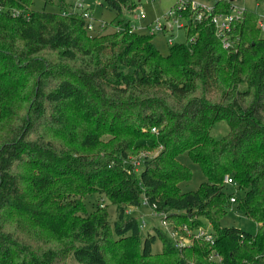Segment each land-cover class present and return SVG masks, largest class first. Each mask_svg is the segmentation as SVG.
<instances>
[{
    "label": "trees",
    "instance_id": "trees-1",
    "mask_svg": "<svg viewBox=\"0 0 264 264\" xmlns=\"http://www.w3.org/2000/svg\"><path fill=\"white\" fill-rule=\"evenodd\" d=\"M42 1L32 11L33 0H0V264H214L212 250L222 264L256 261L264 247L258 14L242 11L224 49L211 16L228 14L231 1H215L200 20L201 9L179 3L172 19L186 43L161 55L153 24L143 35L124 18L136 7L130 0H102L115 19L94 34L75 3ZM54 2L59 10L46 11ZM218 121L229 131L214 140ZM152 148L155 155L144 154ZM184 152L206 179L186 193L179 184L192 172L177 159ZM225 176L243 192L235 204L256 233L221 227L234 197ZM89 195L98 196L91 212ZM101 197L115 206L113 221ZM143 201L176 226L206 221L214 245L176 249L159 228L142 237L126 211Z\"/></svg>",
    "mask_w": 264,
    "mask_h": 264
},
{
    "label": "rangeland",
    "instance_id": "rangeland-1",
    "mask_svg": "<svg viewBox=\"0 0 264 264\" xmlns=\"http://www.w3.org/2000/svg\"><path fill=\"white\" fill-rule=\"evenodd\" d=\"M136 7L131 12H125L124 18L129 20L130 24L136 29L139 34L149 35L148 27L149 25L155 26L158 25H169L173 28L168 31H156L152 38V43L154 47L158 50L161 55H167L169 51V46L172 44H184L186 43L185 32L179 30L176 27L173 19L168 20L165 18L166 15L175 9L180 7L179 3L184 6V9L190 7L191 3L198 7H210L217 0H130ZM231 1V6L236 9L248 10L255 12L256 14L263 16L264 15V0H227ZM64 2H69L72 5L75 3V6L79 3L84 6V8L90 9V16L88 22L93 23L95 28L99 24L110 25L115 19V13L110 11L105 3L102 0H64ZM178 4V5H177ZM177 5V6H176ZM60 8L59 2H54L52 5H47L45 7L46 11L55 12ZM44 9V3L42 0H33L31 10H42ZM183 23L184 20L179 19ZM166 28H169L166 26ZM115 30H119V27H116ZM94 31H91L90 34H94ZM264 36V33L262 34ZM229 131L228 125L225 121L216 122L209 131V135L214 140H219L227 135ZM146 143H150L146 140ZM159 149L152 148L144 152L147 156H153L157 153ZM178 161L188 167L192 172V177L190 181L183 182L179 184V189L182 193L196 191L199 189L202 183L206 181L200 167L193 163L189 155L184 152L177 157ZM140 171L138 172L139 176ZM226 190L229 193H233V196L241 199L243 197V192L236 190L234 186H226ZM98 199L97 195L86 196L84 202L86 209L91 212L94 208V204ZM104 201L105 208L110 215V220H114L115 206L111 205L105 198L101 197ZM103 205V203H102ZM127 217H134L137 219L139 224L142 222L145 223V227L141 229L142 237L148 233H154L155 228L161 229V219L162 217L155 213L151 208L147 206H140L138 208L128 207L126 211ZM203 225L206 229H209V224L206 221H203ZM221 227L225 228H236L243 230L247 233L254 234L257 232L258 225L251 219L247 218L242 211L237 207V204H232L227 208L226 215L220 221ZM191 242V239L189 240ZM194 242V241H192ZM191 245V244H190ZM162 244L160 240H157L156 243L152 246V253H160ZM252 264H264V247L262 253Z\"/></svg>",
    "mask_w": 264,
    "mask_h": 264
},
{
    "label": "built area",
    "instance_id": "built-area-1",
    "mask_svg": "<svg viewBox=\"0 0 264 264\" xmlns=\"http://www.w3.org/2000/svg\"><path fill=\"white\" fill-rule=\"evenodd\" d=\"M192 9H201V11L195 16L197 20H200L202 18L203 14H207V16H211V11L212 7H198L194 4H192ZM74 10L82 13L83 18L87 21L86 24V29L91 32V31H99L104 28L103 24L97 25L95 28L93 23L88 22L89 20V15L87 12H82L83 7L79 3L74 7ZM242 11L241 9H236L235 7H231L230 12L228 14H216L211 16V23L214 26V31H215V36L221 41L222 47L224 49L229 48V40L227 33L230 31L231 26L237 21L241 19L242 16ZM173 12H170L169 15H166L165 18H168V20H171L173 16ZM175 24V27L180 28L181 25L177 24V21H173ZM169 28L168 30H172L173 28L169 25H166ZM165 26V28H166ZM257 26L261 34L264 33V15L260 16L258 15V20H257ZM154 29L156 31H161L164 28H162L161 25L156 24L154 26ZM151 33L153 31L150 30ZM152 132H156L155 129L151 130ZM233 179L230 176H225L224 177V185L225 186H232L233 185ZM234 186V185H233ZM230 205L235 204V197H231L229 199ZM143 206H147V202L143 201L142 202ZM103 207V205H100ZM162 217L161 219V230L167 235V237L170 239L172 245L176 249H180L185 246H189L192 244L194 240L201 241L203 243L208 244L210 247L214 245L215 242V235L213 231L211 230V227L209 226V229H206L204 225L198 226L197 228H189L187 225L183 224L180 226H176L173 224V222L166 220L164 218V215L158 214ZM145 227V223L142 222L140 224V229H143ZM191 239V242L189 241ZM208 261L214 264H222V258L218 256L213 250L211 251L210 255L208 256Z\"/></svg>",
    "mask_w": 264,
    "mask_h": 264
}]
</instances>
